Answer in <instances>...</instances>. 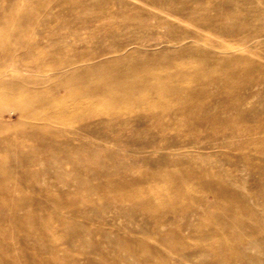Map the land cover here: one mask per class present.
I'll return each mask as SVG.
<instances>
[{
	"label": "bare ground",
	"instance_id": "6f19581e",
	"mask_svg": "<svg viewBox=\"0 0 264 264\" xmlns=\"http://www.w3.org/2000/svg\"><path fill=\"white\" fill-rule=\"evenodd\" d=\"M36 19L37 17L31 14L23 25L27 29H32ZM134 19H138L136 23L128 19L115 28L123 32H131L135 28L146 29V22L141 16H136ZM259 19L262 21L257 24L253 21L251 23L235 21L220 26V33L232 34L234 41L228 38L223 39L219 43L222 51L207 52L202 56H192L188 60L183 58V54H176L164 63L158 62L156 58L152 66L128 64L130 62L129 46L136 47L139 42L130 35L121 41H112L109 46L102 48L100 55L97 56H94L88 48L90 51H87L86 56L77 54L73 59L62 58L57 62L55 57L48 59L43 56L21 60L23 65L37 69L36 74L39 76L33 83L41 87L26 96L20 93L21 87L26 83H10L1 88L0 112L5 107H11L13 112L19 111L22 116L47 119V123L40 129L34 127L21 129L20 133L25 142L15 140L13 144L17 143V146L30 144L35 148L23 154L21 161L24 162V167L14 166L11 154L0 153V173L11 178V181L12 172L25 177L32 191L44 194L47 200L54 198L57 208L64 206L63 199L66 198L60 197L65 192L60 194L53 192L52 186L55 184H48L46 187H42L41 184L47 182L48 175L55 177L58 181L65 179L67 174L75 175L77 183L74 189L65 194L69 197L70 194L78 196L71 197V201L74 200L73 204L77 205L78 216L86 218V222L91 225L86 226L65 215L59 216V220L57 217L58 224L54 223L53 216H50L48 220L44 217L43 219L34 218L35 223L38 224L37 232L35 234L27 232L19 238L24 254L23 264H78L82 259L85 260V264H96L95 255H101L100 257L104 258L108 256L106 246L115 249L121 244L125 247L124 251L127 255L120 252L118 257L120 261L129 262L131 257L139 259L142 264H150L148 261L153 257L163 262L171 260L157 247L148 243L151 238L165 250L178 256L177 261H169L172 264L264 263V258H259L248 251L249 249L258 250V245L251 240L253 237L264 241V223L261 214L252 207L250 199H247L230 183L231 180L236 179L235 166L239 165L237 167L242 172L249 170L253 179L250 187L253 191L252 196L257 200L261 199L259 204L264 209V109H260L264 106L262 95L264 78L259 75V70L264 65L253 57L254 55L264 60V17ZM66 26V21H62L59 25L61 28ZM137 33L139 30L134 35ZM235 36L243 42L254 43V46L247 43L242 53ZM62 37L67 44L69 41L66 33V36L53 38L46 46L59 47L58 39ZM189 37V34L184 33L179 38L168 39V42L181 43L183 39ZM38 46L34 44L29 47V52L35 51ZM70 47L71 44H67L64 50H69ZM186 48L182 46L179 50L183 52ZM16 50L17 48L12 46V34L7 39L0 37V81L2 83L8 81V76H12V69H6V62H12V56ZM194 58L196 60H192ZM121 63L128 65L121 67ZM228 67H232L230 72H226L230 77L227 75L228 77L222 78L220 71ZM42 70H51L52 75L49 76L46 72L41 73ZM243 73L258 75L255 74L250 81L240 80L234 83L233 77ZM210 82L216 84L215 90L207 86ZM46 83L48 87L45 88ZM238 87L244 90L242 94L236 93ZM54 89L72 97L108 98L114 104L132 101L133 103L126 105L129 106L128 109L138 107L133 104L139 103L143 111H146V116L152 119V127L155 129L162 131L178 129L182 132L192 130L197 136L188 143L203 142L209 149L225 146L229 150L224 153V158L228 163H235V166L228 165L222 170H216L201 161L185 163L182 159L167 156L156 161L151 170L135 176H131L128 170H122V180H120L122 188L110 192L113 194L112 199L102 196L99 204L88 199L91 214L89 211L82 212L78 206L82 205L80 197L92 190L90 184L86 183L91 177L97 175L114 180L111 171L114 167L98 162L101 168L93 169L92 161L95 160L90 161L88 157L97 156V151H88L85 148L71 150L68 147V139L63 138L67 133L52 130V124L57 120L64 123L63 116L69 112L67 109H62L56 113L59 103L65 96L61 97L48 92ZM3 92H8L11 97L4 96ZM255 98L257 100L254 102ZM255 103L262 106L258 108ZM34 105H41L49 115L44 117L38 115L39 113L33 109ZM82 107V100H77L74 109L77 111L73 115L74 120L78 122L75 131L88 136L100 133L101 126H94V122L86 116L88 112H85ZM231 113H234L235 118L231 116ZM173 115L176 116L175 119ZM144 116L142 115V118ZM253 119L257 122L255 127L241 124ZM3 128L0 126V132L4 131ZM258 133L262 136L257 138L251 136ZM222 138H232V140L223 142ZM0 143L9 145L12 139L1 137ZM54 146L61 151L60 158L57 160L58 169L52 164L40 166L44 159L50 161L58 157L57 152L52 150ZM176 153L182 157L187 156L181 148H178ZM64 165H70V173L64 169ZM128 176L131 177L128 178ZM189 181L197 182L201 189L209 191L215 200L213 202L184 200L183 195L192 191V188L187 186ZM149 183H154L157 192L153 196L145 195L149 193ZM133 185H137V188H130ZM103 187L104 185H98L94 188ZM11 191L10 187L3 189L0 203L9 202L15 209L28 206L21 205L23 199L14 197ZM126 205L129 206L126 207ZM106 213H111L109 220L105 216ZM121 216H125L129 225L130 223L137 225L135 229L130 226L129 230L117 232L118 236L113 240L112 233L116 230L112 228L115 224L111 223ZM13 217L12 211L0 209V218L11 222L10 228L0 225V233L12 231ZM247 218L253 220L249 233L252 238H246V235L242 233L232 232L233 225L242 226ZM162 226H167V230H161ZM135 233H141L142 236H137ZM190 233L197 236L199 240L197 243L190 241L192 238ZM215 241H219L220 244L216 245ZM33 242L38 244V247L30 248ZM244 244L248 246L243 247ZM87 245H93L94 254L80 248ZM6 247H9L12 253V244ZM4 256L5 262L12 264V254ZM205 256H210L211 259L209 261L202 259ZM100 262L112 264L103 258ZM17 263L22 264L20 261H15V264Z\"/></svg>",
	"mask_w": 264,
	"mask_h": 264
},
{
	"label": "rangeland",
	"instance_id": "374dc122",
	"mask_svg": "<svg viewBox=\"0 0 264 264\" xmlns=\"http://www.w3.org/2000/svg\"><path fill=\"white\" fill-rule=\"evenodd\" d=\"M31 14L35 15L37 19L32 29H27L23 24ZM136 16H141V18L145 20L146 29L140 30V28H135L131 32H123L115 28L128 19L136 23L138 20L134 19ZM261 17H264V0H0V37L7 39L8 36L12 34V46H15V49L17 48L16 53L12 56V62H6V69H12V76H8V81L5 83L0 81V89L10 83H26L25 86H22L20 89L21 95L26 96L41 87V85H35V83H33L37 76H39L36 74L37 69L23 65L21 60L24 58L33 59L43 56L48 59H54L55 57L57 62L62 58L73 59L77 54L86 56L87 51H90L88 48L91 49L94 56H97L100 55V50L109 46L112 41H121L125 39L126 36L130 35L133 39H138L139 42L137 43L138 47L129 46L130 62H128V64L133 63L134 65H143V67L152 66L156 62V58L158 62L164 63L176 54H183V58L188 60L192 58V56H202L207 52L222 51V49L219 48V43L226 38L232 40L233 35H222L219 31L220 26H225L235 21L246 23H251L253 21V23L256 22L257 24L262 21L259 19ZM62 21H66L67 23V26L64 28L59 27ZM138 30V35H134ZM66 33L69 41L67 44H71L69 50H64L67 44L64 42L63 37L58 39L60 43L59 47L46 46L53 38L61 35L66 36ZM184 33L189 34L190 37L183 39L181 43H176V41L168 42V39L173 37L179 38ZM137 36H140V38H137ZM235 38H237L236 42L238 48H240L243 53V48L246 47L245 45L248 42L239 40L238 36H235ZM34 44L39 46L35 48V51L29 52V47ZM248 44L254 46L252 42ZM182 46L187 47L183 52L179 50ZM241 50L237 51L241 52ZM253 57L261 61L264 65L263 59L254 55ZM192 60L196 59L194 58ZM128 64L121 63L120 66L125 67ZM231 68L232 67H228L220 71V76L222 78L228 77L229 73L226 72H230ZM45 72L49 76L52 75L51 70L41 71V73L44 74ZM255 74L256 73H243L239 76L237 74V77H233L232 80L234 83L240 80L243 82L250 81L255 77ZM259 75H262L264 78V66L259 70ZM207 86L212 90L216 89L215 83L211 84L210 82ZM46 87H48L47 83L45 85V88ZM50 91L48 92L54 95L61 97L63 95L65 96L59 103L56 113L62 109L69 110L67 115L63 116V119H65L64 123H60L59 120H57L56 123L52 124V130L58 133H67L63 138L68 139V147L71 150L85 148L88 151H97V156L91 155L88 157L90 161L95 160L92 161L93 169L97 170L101 168L98 162L114 167V169H111L114 180L97 175L91 177L89 182L86 183L87 185L90 184L92 190L88 193L85 192V194L80 197L82 198V205L79 204L78 206H80L79 208H81L80 210L82 212L89 211L91 214L92 210H89L88 199L96 202V204H99L102 196H106L110 198V200L112 199L113 194L110 192L122 188L120 181L122 180V170H128L131 176H135L151 170L156 161L162 160L167 156L175 157L179 160L182 159L185 163L201 161L214 167L216 170H222L228 165L235 166V163H228V161L225 160L224 153L229 150L225 146L209 149L206 148L203 142L188 143L189 140L197 136L192 130L182 132L178 129L170 131L155 129L152 127V119L146 116V111H143L139 103L133 104V106L138 107L128 109L127 107L129 106L126 105L133 103L132 101L114 104L108 98L91 97L90 99L87 96L72 97L65 95L64 92H58L55 89L54 91ZM243 92L244 90L240 87L236 89V93L238 94H242ZM3 95L8 98L11 97L8 92H3ZM262 95L264 96V93H262ZM1 96L2 94L0 93V97ZM79 99L82 100V108L85 109V112H88L86 116L94 122V126H101L100 133L88 136L75 131L78 122L74 120L73 115L77 111L74 109ZM256 100L257 98H255L254 102ZM255 104L258 108L262 106L259 103ZM249 105L250 104H248V106ZM263 107L264 106L260 109H264ZM33 109L42 117L49 115L46 113V109L41 105H34ZM231 114V116L235 118L234 113ZM142 115L145 116L142 118ZM173 117L174 119L176 118L174 115ZM46 123L47 119H35L29 116H22L19 111L13 112L11 107H5L3 111L0 112V126H2V128L4 127V131L0 132V138L12 139V143H9V145L0 143V153L11 154L12 164L17 167H24L25 164L21 161L23 159V154L35 147H32L30 144L17 146V143H13L15 140L22 143L25 142L20 133L21 129H24V127L40 129ZM256 123V120L253 119L248 123L244 122L241 124L255 127ZM64 127H66V129ZM51 128H49V130H51ZM251 136L257 138L262 135L258 133ZM222 140L223 142H228L232 140V138H222ZM137 148H139V150H137ZM178 148H181L187 156L182 157L180 154H177ZM52 150L57 152L58 157L50 161L44 159V162H42L40 166L43 167L45 166L44 164L50 166L52 164L55 165L54 168L58 169L57 160L60 158L61 151L55 146L52 147ZM198 152L203 153L199 154ZM237 166H235L236 179L231 180L230 183L247 199H250L252 207L261 214L264 223V209L259 204L261 203V199L257 200L255 197L253 198V191L250 189L253 182L252 176L249 170L246 169V171L242 172ZM64 169H67L69 173L71 172L70 165H64ZM131 176H128V178ZM75 180V175L67 174L66 178H63L61 181H58L51 175L49 177L48 175L46 178L47 182H43L41 186L46 187L48 184H55V186H52L53 192L59 194L62 192L69 193V191L74 189L77 183ZM98 185H104V187L94 188L98 187ZM148 186L150 190L149 193L145 195H155L157 192L154 183H149ZM187 186L192 188V191L189 194L183 195L184 200H204L209 202L215 200L213 195L209 191L201 189V186L197 182L189 181ZM6 187L12 188L10 192L11 195L23 199L21 205L27 204L28 206L24 208L20 206V208L15 209L13 204L11 205L9 202L2 201L0 203L1 210H9L14 214L12 218V231L0 233V243L2 244V247L0 246L2 248V252L0 253V264H7L4 260V255L10 256L11 254L12 264H15V261H20L22 264L24 263L22 261L24 259V254L22 253V244L19 238L27 232L34 234L37 232L38 224L35 223L34 218L43 219L44 217L45 220H48L50 216H53L54 223L58 224L59 216L65 215L72 217L71 219L77 222L86 224V226H91L90 223L86 222V218L78 216L77 205L73 204L74 200L71 201V197L76 198L78 196L70 194L69 197L64 193V195L60 197L66 198L65 200L63 199L64 206L57 208L54 198L47 200L44 194L32 191L30 183L27 182L26 178L20 177V175L15 172H12V181L11 178H7L3 173H0V195ZM18 187L19 189H17ZM130 188L135 189L137 185H133ZM128 206L129 205H126V207ZM161 209L166 210L165 208ZM110 214L111 213H106L105 215L108 220L110 219ZM139 218L141 219V217ZM228 219L230 220L231 218L228 217ZM252 222L253 220L251 218H247V220L244 221V225H233L232 232L242 233L246 235V238H252L249 236ZM111 224L116 225L112 227L116 230L112 233L113 240L117 238V232H124L125 230H129L130 226L134 228L137 225L136 223H130L129 225L125 216L118 217ZM0 225L10 228L11 222L7 219L0 218ZM167 228V226H162L161 230L164 231L167 230ZM135 234L137 236H142L141 233ZM190 234L192 235L190 241L192 243H197L199 241L197 236H195L194 233ZM251 240H253L255 245H258V250L249 249L248 251L259 258H264V241L258 237H253ZM148 243L157 247V249L162 251L169 259L177 261L178 256L176 254L165 250L152 238L149 239ZM218 243L219 241H215L216 245ZM10 244H12V253L9 247H6ZM122 245L123 244H121L120 247L116 246L115 249L106 246L105 249L108 252V256L104 258L100 257L101 255H95L96 264L102 263L100 262L101 258L112 264H142L139 259L137 260L132 257L129 259V262L118 260L120 252L125 256L127 255L124 251L126 249L122 247ZM245 245L246 244H244L243 247H245ZM32 247H38V244L33 242L32 245H30V248ZM80 248L93 253V245L80 246ZM202 259L209 261L211 257L205 256ZM171 260L163 262L157 257H153L150 258L148 262L150 264H172L169 262ZM78 264H85V260L82 259ZM189 264L195 263L191 262Z\"/></svg>",
	"mask_w": 264,
	"mask_h": 264
}]
</instances>
